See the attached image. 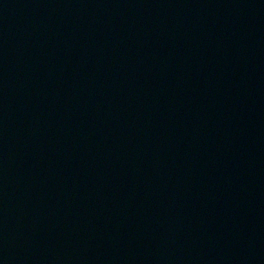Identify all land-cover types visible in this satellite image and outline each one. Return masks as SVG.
Wrapping results in <instances>:
<instances>
[{"label":"water","instance_id":"1","mask_svg":"<svg viewBox=\"0 0 264 264\" xmlns=\"http://www.w3.org/2000/svg\"><path fill=\"white\" fill-rule=\"evenodd\" d=\"M0 264H264V0H0Z\"/></svg>","mask_w":264,"mask_h":264}]
</instances>
